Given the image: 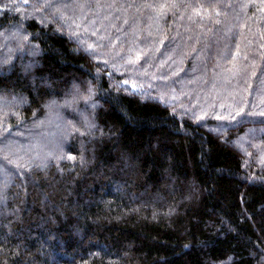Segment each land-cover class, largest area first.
Wrapping results in <instances>:
<instances>
[{"label": "trees", "instance_id": "1", "mask_svg": "<svg viewBox=\"0 0 264 264\" xmlns=\"http://www.w3.org/2000/svg\"><path fill=\"white\" fill-rule=\"evenodd\" d=\"M263 113L264 0H0V264H264Z\"/></svg>", "mask_w": 264, "mask_h": 264}, {"label": "rangeland", "instance_id": "2", "mask_svg": "<svg viewBox=\"0 0 264 264\" xmlns=\"http://www.w3.org/2000/svg\"><path fill=\"white\" fill-rule=\"evenodd\" d=\"M183 20H182V22H183ZM153 24L155 26V22ZM226 86L227 85L223 84L222 87H220V90L222 89L221 92H224L223 95L226 94V92H225V90L227 89ZM223 108L224 107H222V109ZM47 116L45 118H47ZM50 116H53V115H50ZM261 116L264 117V115H262V114H261ZM203 117H202V114L199 116L200 119H202ZM220 119H226V118H215L214 120L219 121ZM228 120H232V117ZM52 121H53V119H52ZM51 124H52V122H51ZM262 130H263V128L248 129V131H246L244 133V135H242L241 137L236 139V144L238 145L237 147H239V149L241 151H243L244 153L247 152V150L251 151L253 148V152L257 154V161L259 162L260 166H264V142L258 143V146H257V145H254L255 142L253 143L252 141H254L256 138H258L257 137L258 134H260V135L263 134ZM260 149H261V151H260Z\"/></svg>", "mask_w": 264, "mask_h": 264}, {"label": "snow or ice", "instance_id": "3", "mask_svg": "<svg viewBox=\"0 0 264 264\" xmlns=\"http://www.w3.org/2000/svg\"><path fill=\"white\" fill-rule=\"evenodd\" d=\"M262 115H264V114H262Z\"/></svg>", "mask_w": 264, "mask_h": 264}]
</instances>
